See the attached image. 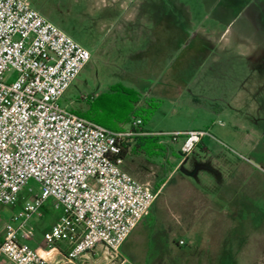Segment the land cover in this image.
I'll use <instances>...</instances> for the list:
<instances>
[{"label":"rangeland","instance_id":"obj_1","mask_svg":"<svg viewBox=\"0 0 264 264\" xmlns=\"http://www.w3.org/2000/svg\"><path fill=\"white\" fill-rule=\"evenodd\" d=\"M29 2L91 53L60 99L63 108L85 114L125 89L140 101L123 128L139 118L157 134L209 129L224 144L205 138L213 147L208 156L197 146L178 165L182 138L156 134L158 144L147 150L130 141L123 169L160 191L121 247L124 264H263L264 245H253L257 231L236 230L235 216L222 222L219 207L221 152L252 158L244 144H256L255 175L264 178V0ZM15 77L11 72L7 81ZM29 186L16 206L0 203V238L7 224H21L18 211L40 193L39 184ZM41 211L25 224L40 238L61 214L52 199Z\"/></svg>","mask_w":264,"mask_h":264},{"label":"built area","instance_id":"obj_2","mask_svg":"<svg viewBox=\"0 0 264 264\" xmlns=\"http://www.w3.org/2000/svg\"><path fill=\"white\" fill-rule=\"evenodd\" d=\"M90 57L29 0H0V203L16 206L26 189L33 191L31 181L40 186L18 211L21 224L5 226L0 264H52L24 242L34 239L26 222L42 216L49 199L61 214L43 234L47 251L66 242L64 258L73 263L104 245L124 264L121 247L159 194L122 167L123 140L150 135L141 119L112 130L59 104ZM11 72L16 77L8 82ZM157 135L174 142L182 138V160L205 138L223 144L209 129Z\"/></svg>","mask_w":264,"mask_h":264},{"label":"crops","instance_id":"obj_3","mask_svg":"<svg viewBox=\"0 0 264 264\" xmlns=\"http://www.w3.org/2000/svg\"><path fill=\"white\" fill-rule=\"evenodd\" d=\"M121 7H124L126 9V5H121ZM189 130H176L173 132H184ZM145 131L151 136H157V133H151V131L147 130ZM244 145H247L246 149H248V151L250 152L249 154L252 156V158L246 157L244 155L240 156H243L249 160H245L240 156H238L237 159H234L232 155L225 154L223 152H221L220 154V166L223 173L221 188L223 194V203L221 204L219 209L221 210L220 213L223 216L222 222L225 223L227 215H231L232 217L235 216L234 221L236 230L240 226L244 225L246 227V230L249 232L257 231V236L259 235V238L256 240V242L253 241V245L260 248L264 245L263 243L261 244L260 238L264 236V205L263 208L260 206L261 201L264 203V189L262 188V185H264V178H262L260 174L255 175V169H259L257 165L258 163L253 159L256 156L254 154L256 151L255 147H257L256 144L251 145L246 143ZM198 147H200L207 156L209 152L213 150V147H209L208 145H206L205 140H203L198 145ZM182 161L184 160L181 159L178 165L181 164ZM176 167L174 168V170L176 169ZM174 170L169 173L165 182L168 180ZM57 218L58 216L55 218V221L57 220ZM143 220L139 224H141ZM50 227L48 228V230L50 229ZM2 240L3 238L1 237L0 241ZM126 240L123 245L126 243ZM24 242H29L28 245L30 247L37 249L38 251H40V253L48 257L52 264H117L118 262L109 258L108 253L102 245H98L88 254L78 258L73 263H69L65 261L64 258V255L69 248V244L66 242H58L56 244V248L52 251H47V246L44 242L43 234L40 238L38 234L35 233L33 240ZM260 262L264 264V257L260 259Z\"/></svg>","mask_w":264,"mask_h":264},{"label":"trees","instance_id":"obj_4","mask_svg":"<svg viewBox=\"0 0 264 264\" xmlns=\"http://www.w3.org/2000/svg\"><path fill=\"white\" fill-rule=\"evenodd\" d=\"M121 91L122 95H112L111 97L102 98L99 102L91 104V108L87 113L78 114L109 129L122 130L134 115L140 98L136 93L131 91L125 89ZM159 138V136L142 135L133 139L137 148L147 150L152 145H157ZM133 139L123 140L120 152V157L123 159L126 158L130 148V141Z\"/></svg>","mask_w":264,"mask_h":264},{"label":"water","instance_id":"obj_5","mask_svg":"<svg viewBox=\"0 0 264 264\" xmlns=\"http://www.w3.org/2000/svg\"><path fill=\"white\" fill-rule=\"evenodd\" d=\"M102 246L105 248L106 252L108 253L109 258L112 259V255L110 254V252H109V250L107 249V247H105L104 245H102Z\"/></svg>","mask_w":264,"mask_h":264}]
</instances>
